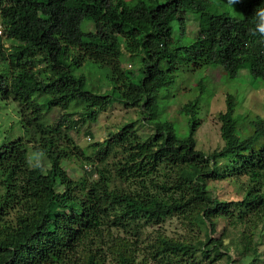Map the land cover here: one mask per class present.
Returning <instances> with one entry per match:
<instances>
[{
	"label": "trees",
	"instance_id": "16d2710c",
	"mask_svg": "<svg viewBox=\"0 0 264 264\" xmlns=\"http://www.w3.org/2000/svg\"><path fill=\"white\" fill-rule=\"evenodd\" d=\"M217 3L220 0H0V62L8 70L0 74V100L18 105L25 137L0 142V264H103L100 251L88 243L102 235L108 217L107 227H123L136 219L158 220L196 209L198 219L208 222V234L215 232L214 218L225 215L230 220L235 209L237 219L246 212L264 222L263 192L219 201L206 187L208 178H221L219 161L223 175L247 165L262 167L264 120H250L252 132L241 134L235 99L227 94L225 110L217 116L223 146L205 154L195 148L193 136L199 125L198 99L180 109L187 118L185 134L179 135L157 112V92L173 82L179 58L219 64L229 80L247 73L264 86V38L249 33L253 13L264 0L236 4L239 18L219 12ZM187 12L199 13L205 31L201 39L177 45L172 22L180 27ZM88 21L93 30L81 27ZM124 53L138 64L134 79L119 66ZM84 57L108 65L113 94L91 92L84 75L74 74ZM115 100L140 107L154 133L141 140L133 124H125L93 144L86 156L74 149L66 132L74 125L70 114L52 123L43 121L44 110L66 109L73 103H82L85 116L95 121ZM29 152L44 153V171L29 166ZM71 155L92 163L87 176L73 180L66 174L61 162ZM250 174L257 181L259 172ZM115 182L127 188H117ZM202 246L161 238L157 248L182 256L210 250L204 242ZM129 252L118 253V264H138Z\"/></svg>",
	"mask_w": 264,
	"mask_h": 264
},
{
	"label": "rangeland",
	"instance_id": "374dc122",
	"mask_svg": "<svg viewBox=\"0 0 264 264\" xmlns=\"http://www.w3.org/2000/svg\"><path fill=\"white\" fill-rule=\"evenodd\" d=\"M226 2L227 0H220L216 5L217 10L226 12L233 18L241 17L242 13L237 5L233 8ZM180 25L179 27L177 21L172 22V37L177 45H188L203 37L205 26L198 12H187L184 23ZM81 27L93 30L91 21L83 22ZM89 39L87 38L88 41ZM8 45L5 42V46ZM178 61L173 82L157 92V112L159 118L172 123L179 135L185 134L188 130L187 118L180 109L188 101L198 99L199 125L193 134L197 150L208 154L223 146L217 116L225 110L227 94H231L235 99L234 116L238 124H242L239 128L241 134L248 135L252 132L250 120L255 117L264 120V86L258 79L250 78L247 73H239L237 78L229 80L222 66L207 64L201 58L195 62L180 58ZM118 63L120 68L129 71L130 77L134 79L138 72L135 57L124 53L118 57ZM194 64L198 66L195 67ZM7 71L5 65L0 62V74L6 75ZM81 73L86 80V89L96 93L113 94L114 89L107 80V64L84 57L79 68L74 70L76 75ZM83 107L82 103H73L66 109L53 107L44 110L43 121L52 123L60 115L70 114L74 125L66 132L76 146L74 149L83 151L86 156L90 155L93 144L104 141L110 133L117 132L125 124L132 123L141 140L154 133L153 124L146 121V115L138 106H127L115 100L106 110L97 114L95 121L85 116ZM20 118L18 105L14 101L0 100V142L3 139L9 142L18 137L25 138ZM259 140L264 143L263 138ZM80 159L71 155L61 162L66 174L73 180L87 176V169L93 166L91 162L81 157ZM219 165L221 178H208L206 181V187L214 199L239 200L246 193L252 195L254 190L263 192L264 197V154L261 169L247 165L240 172L234 170L223 175L224 164L219 161ZM47 166L48 161L44 157L42 170ZM252 170L259 172L257 181L250 174ZM166 175L173 176V173H165ZM91 178H95V175ZM257 182H260V185ZM119 183L115 182L114 185L117 188H127L126 184ZM55 189L59 191L62 187L57 184ZM109 210H114V206H110ZM237 210L233 211L230 220V216L225 215L214 218L213 234H208V222L198 219L196 209L187 214L172 213L158 220L136 219L127 222L123 227H107L111 223V217H108L103 219L105 226H101L102 235L94 236L88 244L91 249L100 251L99 256L103 264H118L117 255L121 250L130 251L129 254L138 264H264V222L254 221V216L246 212L242 214L241 220L237 219ZM207 236L215 244L207 242ZM161 238L196 248L204 247L202 242L205 246L211 245L206 253L196 249L192 255H168L157 248Z\"/></svg>",
	"mask_w": 264,
	"mask_h": 264
},
{
	"label": "clouds",
	"instance_id": "9594fccd",
	"mask_svg": "<svg viewBox=\"0 0 264 264\" xmlns=\"http://www.w3.org/2000/svg\"><path fill=\"white\" fill-rule=\"evenodd\" d=\"M243 2V0H227V4L234 8V5ZM254 27L249 29V33L252 36H259L264 38V6L255 9L253 13ZM44 153L32 152L26 157L29 166L41 167L43 164Z\"/></svg>",
	"mask_w": 264,
	"mask_h": 264
},
{
	"label": "built area",
	"instance_id": "2783aa9c",
	"mask_svg": "<svg viewBox=\"0 0 264 264\" xmlns=\"http://www.w3.org/2000/svg\"><path fill=\"white\" fill-rule=\"evenodd\" d=\"M1 32V31H0Z\"/></svg>",
	"mask_w": 264,
	"mask_h": 264
}]
</instances>
